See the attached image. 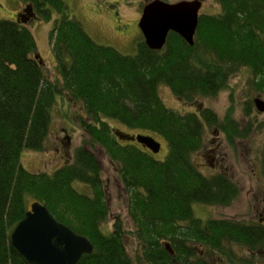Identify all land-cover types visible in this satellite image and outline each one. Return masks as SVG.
<instances>
[{
  "label": "trees",
  "instance_id": "obj_1",
  "mask_svg": "<svg viewBox=\"0 0 264 264\" xmlns=\"http://www.w3.org/2000/svg\"><path fill=\"white\" fill-rule=\"evenodd\" d=\"M19 1L30 6L36 18L49 20L53 12L59 14L50 32L57 73L53 79L46 75L23 18L0 19V264H33L10 241L29 200L43 204L57 220L90 240L91 253L77 264H133L121 220H114L110 231L102 229L108 207L100 164L90 150L80 146L71 163L51 174L28 171L20 163L22 150L43 148L59 97L81 104L88 142L102 146L120 174L143 262L182 264L184 241H199L210 249L228 235L253 249L264 248L261 225L228 221L224 226L194 215L196 203L229 206L239 189L224 174L201 175L190 161L201 144V118L211 125L214 114L208 109L176 112L158 94L164 84L186 103L215 96L229 74L245 66L253 75L249 89L264 97V0H218V15L198 17L193 45L169 32L162 49H149L140 40L134 55L96 43L62 0ZM105 119L135 134L162 137L164 158L155 159L135 141L121 144ZM230 129L225 132L236 134L234 124ZM262 170L264 175V151ZM75 181L89 185L92 195L77 192ZM186 248L188 256L193 249Z\"/></svg>",
  "mask_w": 264,
  "mask_h": 264
},
{
  "label": "rangeland",
  "instance_id": "obj_2",
  "mask_svg": "<svg viewBox=\"0 0 264 264\" xmlns=\"http://www.w3.org/2000/svg\"><path fill=\"white\" fill-rule=\"evenodd\" d=\"M62 1L67 6L68 14L82 24L84 30L96 43L111 46L122 54L134 55L136 53V43L142 38L138 26L142 9L147 2L152 0ZM162 1L172 3L180 0ZM24 8L25 5L19 0H0V19L14 20L15 16L19 12L22 13ZM220 12L221 6L218 0H204L199 14L218 15ZM58 15L53 12L49 20L31 18L24 22L36 41V55L38 56L36 58L41 61L46 75L52 79L57 73V64L52 53L50 32H52ZM252 77L249 68L240 66L235 72L229 74L227 83L215 96L202 97L192 103L179 100L164 84L158 87L161 100L174 111L196 113L199 110L208 109L212 112L211 115L215 114L220 119H232V124L235 126L236 134L220 132L215 135L213 124L205 123L201 144L190 155L192 165L201 175L212 178L217 176L219 170L224 167L232 176L231 179L237 180L242 188L237 199L233 200L229 206L194 204L192 206L194 215L204 222L211 217L229 218L238 222L245 221L248 224H257L264 220V175L262 170L264 129L255 126V123L260 121L264 115L258 113L253 102V98L258 95L249 89V81ZM59 98L50 113L51 121L43 148L41 150H22L21 165L34 173L51 174L61 166L71 163L74 151L80 146L90 150L100 164L101 184L105 192L104 200L108 207V221L102 225V229L110 231L113 221L119 218L125 231L124 244L133 264H147L139 259L140 248L131 232L134 226L129 214V198L114 163L110 161L102 146L88 142V137L81 125V118L85 117L81 104ZM261 98L264 99V97ZM201 120L205 121L203 117ZM105 121L111 131L135 133V130L116 120L105 119ZM249 122H253L254 126H248ZM227 130H229L227 132L231 131L230 128ZM151 135L161 143L160 152L152 155L155 159L161 160L167 152L165 141L157 134ZM119 141L122 144L129 143V140L124 139ZM218 142L221 149L217 148ZM222 150L227 154V159L225 162L219 160L217 164L216 160L221 159L218 152H222ZM72 186L81 194L92 195L91 187L83 182L75 181ZM254 190L255 192H253ZM30 203L31 200H29L28 206ZM231 248L233 253H242L236 242L231 245ZM256 259H260V257L257 256ZM233 264L237 263L233 261Z\"/></svg>",
  "mask_w": 264,
  "mask_h": 264
},
{
  "label": "water",
  "instance_id": "obj_3",
  "mask_svg": "<svg viewBox=\"0 0 264 264\" xmlns=\"http://www.w3.org/2000/svg\"><path fill=\"white\" fill-rule=\"evenodd\" d=\"M201 1L147 2L138 23L146 46L152 50H160L165 44L169 31L176 32L189 45H193ZM24 11L29 16L33 15L30 6ZM254 104L258 111L264 112L263 99L254 98ZM115 134L120 139L140 143L154 154L161 149V143L150 135L141 133L130 135L119 131ZM10 241L19 254L33 264H77L82 255L91 253L93 249L88 238L75 233L70 227L57 220L38 201L30 204L16 224L11 232ZM166 247L171 249L168 243Z\"/></svg>",
  "mask_w": 264,
  "mask_h": 264
},
{
  "label": "flooded vegetation",
  "instance_id": "obj_4",
  "mask_svg": "<svg viewBox=\"0 0 264 264\" xmlns=\"http://www.w3.org/2000/svg\"><path fill=\"white\" fill-rule=\"evenodd\" d=\"M203 3V1H202ZM258 111V110H257ZM201 111H197V113H200ZM264 115V112H259ZM215 120L213 126H214V134L218 135V133L220 134L227 131V128H230V125H232V119H220L218 118L215 114ZM205 121H203V124L205 125ZM252 126H254V123L252 122ZM255 126L258 127L259 129H264V117L260 120L257 121V123H255ZM136 144L140 145V147L142 149H145V151H149L146 147L142 146L141 144L135 142ZM122 144V143H121ZM217 148H220V143H217ZM221 149V148H220ZM215 152V151H214ZM158 154V153H157ZM219 155H221V159H217L216 163H219V160H222V162L226 161V156L227 154L225 153L224 150H222V152H218ZM215 162V160H214ZM215 164V163H214ZM221 167H223V165H221ZM117 170V169H116ZM118 173V172H117ZM219 174H224L228 179H231L232 176L227 172V170L223 167L219 170ZM118 176L121 178L120 174L118 173ZM232 180V179H231ZM122 181V179H121ZM239 189V193L240 190L242 192V188L239 186L238 181L236 180H232ZM254 188V187H253ZM264 191V190H263ZM255 192V190L253 191ZM226 208V207H224ZM264 219V218H263ZM207 220H216V221H220V222H216V224L218 225H226L229 226L230 223L228 221H234L231 220L229 218H213L211 217L210 219ZM222 220H227L226 222H222ZM203 222V220H202ZM243 222L245 224H248L245 221H240ZM256 225H261L264 227V220H261V222L257 223ZM218 245L213 246V248H208L206 246H204V244H202L199 241L193 242L190 245H188L190 242L184 241V247L182 249H180L182 251V264H233V261H235L237 264H264V248H256L253 249L250 246H248L247 244H243L240 243L239 241H236L234 238H232L230 235L228 236H222V238L218 239ZM236 242L237 246L241 249L242 253H233L231 245ZM186 247H190L193 250V253L191 251V253L186 256L185 251H186ZM171 250V249H170ZM168 250L170 253H173V251ZM232 250V251H231ZM253 250V251H252ZM228 252V253H227ZM246 252V253H245ZM260 257V259H256V257Z\"/></svg>",
  "mask_w": 264,
  "mask_h": 264
}]
</instances>
